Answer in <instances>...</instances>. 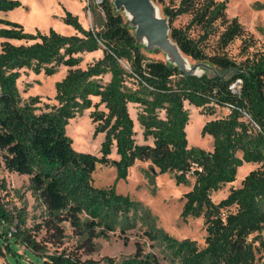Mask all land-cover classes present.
Listing matches in <instances>:
<instances>
[{"label": "trees", "instance_id": "trees-1", "mask_svg": "<svg viewBox=\"0 0 264 264\" xmlns=\"http://www.w3.org/2000/svg\"><path fill=\"white\" fill-rule=\"evenodd\" d=\"M153 1L162 6L170 37L183 55L204 65L201 75L147 58L110 0H103L101 30L84 28L69 11L63 22L75 30L70 36L54 29L27 33L20 23L4 21L10 26L0 30V37L6 39L0 52L4 166L29 176L30 189L43 201L49 218L38 232L47 226L61 231L60 224L69 221L76 230L86 226L96 236L97 227L110 232L136 224L139 204L118 193L116 185L127 180L137 161L151 162L152 171L172 174L178 185H190L194 179L183 195L181 218H203L206 231L204 247L154 229L147 232L152 241H160L179 264H256L264 249V49L257 48L256 37L238 18L228 15V0ZM21 6L19 0H0V12ZM237 40L240 46L234 54L232 45ZM98 50L103 57L82 68L84 56ZM61 67L68 71L55 85L56 104L22 97L18 88L22 72L52 76ZM238 80L242 82L235 93L231 86ZM186 104L206 115H214L217 109L227 111L203 127V136L214 139L211 151L189 145ZM132 105L140 131L130 112ZM91 108L95 134H105L101 156L77 152L67 135L69 120ZM114 151L117 158H112ZM246 163L258 167L250 170L240 188L215 203L212 195L235 182ZM98 164L116 168L112 186L94 185ZM4 188L0 179V257L9 252L18 259L16 246L24 245L42 257V264H161L141 247L122 261L82 259L66 252L44 255L42 243L25 228L22 216L10 209ZM10 258L4 264H11Z\"/></svg>", "mask_w": 264, "mask_h": 264}, {"label": "rangeland", "instance_id": "rangeland-1", "mask_svg": "<svg viewBox=\"0 0 264 264\" xmlns=\"http://www.w3.org/2000/svg\"><path fill=\"white\" fill-rule=\"evenodd\" d=\"M19 1L22 3L21 7L10 12H0V30L10 27L4 21H13L23 25L27 33L35 34L38 31L48 32L50 29H54L62 35H74L76 33L74 28L63 22L66 11L77 15L86 29L101 30L105 22L104 11L100 9L95 0ZM114 1L110 0L115 7ZM155 4L159 7L161 16L164 17L162 6L158 3ZM119 12L123 14L129 24L130 20L124 9ZM228 15L238 18L246 29L256 37L257 48L264 49V0H228ZM131 29L135 33V28ZM4 41L6 39L0 37V52ZM9 41L14 44L21 43L15 40ZM141 46L147 58L169 62L163 48L148 50L146 45ZM239 46V40L232 45L234 54L238 53ZM97 57L96 51L86 54L81 67L86 68L87 64L97 60ZM186 59L190 68L196 66V63L190 58L186 57ZM125 66L129 68L127 64ZM67 71V67H61L56 74L47 76L43 72L38 74L26 70L22 72L18 80L19 91L24 99L39 97L42 104L54 105L56 104L55 85L65 77ZM94 101L97 103L98 99H94ZM186 107L190 112V122L186 128L189 145L211 151L214 139L209 135L203 136V127L206 121L225 116L227 111L217 109L214 115H206L200 108L188 104ZM93 110L94 108L87 109L77 117L70 119L67 124V135L71 138L72 146L77 152L101 156L100 149L105 134H95L94 124L90 118V113ZM130 112L135 117V106H131ZM136 130H140L138 122H136ZM141 137L140 134L138 137L140 142H142ZM117 157L114 151L112 158ZM151 167V162L137 161L130 168L127 180L118 181L116 185L118 193L130 196L140 206L138 221L134 226L125 230L118 226L110 232L97 227L96 236H92L86 230V226L76 230L69 221H64L60 224L61 231L47 226L38 232L36 229L44 225L49 218L46 207L41 198L30 189L29 176L18 175L5 168L0 151V179L4 181L5 185L2 193L15 216H22L25 220V228L32 230L37 241L42 243L44 255L66 252L78 255L82 259L100 260L111 257L122 261L133 257L138 247H141L145 254L155 255L161 264H179L164 245L158 240L152 241L147 232L154 229L168 233L180 240L197 241L200 247L205 246L206 231L203 218H190L188 221L181 218L184 205L183 195L192 188L194 179H191L190 185H178L172 174H159L156 168L152 171ZM257 167L258 165L246 163L239 169L235 182L226 185L221 191L212 195L213 201L219 203L229 195L233 188H240L245 176L250 170ZM116 178L115 167L98 164L93 176V183L96 187L107 188L115 183ZM82 218L87 221L86 216H82ZM16 250L18 259L6 252L0 257V264L9 262L10 257L11 264H42L43 262L41 256L24 245H17Z\"/></svg>", "mask_w": 264, "mask_h": 264}, {"label": "water", "instance_id": "water-1", "mask_svg": "<svg viewBox=\"0 0 264 264\" xmlns=\"http://www.w3.org/2000/svg\"><path fill=\"white\" fill-rule=\"evenodd\" d=\"M116 11L124 9L129 17V25L135 28L138 43L146 45L148 50L163 48L169 63L180 67L187 74L201 75L202 64L189 66L186 57L170 37V24L161 16L159 7L153 0H115Z\"/></svg>", "mask_w": 264, "mask_h": 264}, {"label": "built area", "instance_id": "built-area-1", "mask_svg": "<svg viewBox=\"0 0 264 264\" xmlns=\"http://www.w3.org/2000/svg\"><path fill=\"white\" fill-rule=\"evenodd\" d=\"M95 1H96V4L100 7V9H102L103 0H95ZM241 82H242L241 80H238L232 84L231 89L233 92H235V93L239 92ZM255 126H257V125L255 124ZM261 235H262V240L264 242V230L261 233ZM250 240H252V238ZM256 246H260V243L257 242ZM263 262H264V249H263L262 253H260V255L257 256V263L256 264H263Z\"/></svg>", "mask_w": 264, "mask_h": 264}, {"label": "crops", "instance_id": "crops-1", "mask_svg": "<svg viewBox=\"0 0 264 264\" xmlns=\"http://www.w3.org/2000/svg\"><path fill=\"white\" fill-rule=\"evenodd\" d=\"M95 53V52H94ZM96 54H98V57H97V60L98 59H100V58H102L103 57V52H102V50H98V51H96ZM102 54V55H101ZM100 56V57H99ZM132 114V113H131ZM132 117H133V115H132ZM134 118V120H135V123L137 122V115H136V113H135V117H133ZM136 118V119H135ZM209 121V120H208ZM207 122V121H206ZM205 122V123H206ZM140 131V130H139Z\"/></svg>", "mask_w": 264, "mask_h": 264}]
</instances>
